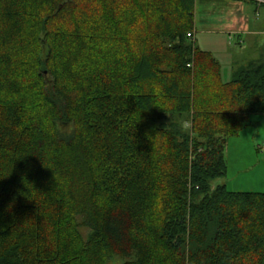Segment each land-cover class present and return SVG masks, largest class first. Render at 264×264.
Returning a JSON list of instances; mask_svg holds the SVG:
<instances>
[{
	"label": "trees",
	"instance_id": "obj_1",
	"mask_svg": "<svg viewBox=\"0 0 264 264\" xmlns=\"http://www.w3.org/2000/svg\"><path fill=\"white\" fill-rule=\"evenodd\" d=\"M196 0H0V264H264V192L211 182L264 113Z\"/></svg>",
	"mask_w": 264,
	"mask_h": 264
},
{
	"label": "crops",
	"instance_id": "obj_2",
	"mask_svg": "<svg viewBox=\"0 0 264 264\" xmlns=\"http://www.w3.org/2000/svg\"><path fill=\"white\" fill-rule=\"evenodd\" d=\"M195 21L198 48L210 52L221 69H237L260 58L264 49V0H196ZM256 124L260 127L254 138L259 139L264 113L250 116L247 126Z\"/></svg>",
	"mask_w": 264,
	"mask_h": 264
},
{
	"label": "rangeland",
	"instance_id": "obj_3",
	"mask_svg": "<svg viewBox=\"0 0 264 264\" xmlns=\"http://www.w3.org/2000/svg\"><path fill=\"white\" fill-rule=\"evenodd\" d=\"M234 70L222 69L225 82L231 80ZM259 127V124L245 125L238 136L229 138L226 148L227 174L213 180L211 190L225 183L231 191L264 192V127L260 128V138H254ZM123 262L122 258L114 257L109 264Z\"/></svg>",
	"mask_w": 264,
	"mask_h": 264
},
{
	"label": "built area",
	"instance_id": "obj_4",
	"mask_svg": "<svg viewBox=\"0 0 264 264\" xmlns=\"http://www.w3.org/2000/svg\"><path fill=\"white\" fill-rule=\"evenodd\" d=\"M188 36H189V37H193V36H194V34H191V33H189V34H188Z\"/></svg>",
	"mask_w": 264,
	"mask_h": 264
}]
</instances>
